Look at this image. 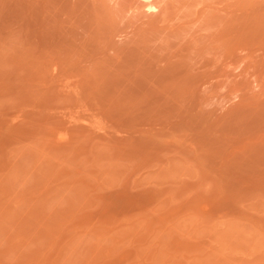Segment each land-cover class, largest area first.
Listing matches in <instances>:
<instances>
[{
  "label": "rangeland",
  "instance_id": "1",
  "mask_svg": "<svg viewBox=\"0 0 264 264\" xmlns=\"http://www.w3.org/2000/svg\"><path fill=\"white\" fill-rule=\"evenodd\" d=\"M0 264H264V0H0Z\"/></svg>",
  "mask_w": 264,
  "mask_h": 264
}]
</instances>
